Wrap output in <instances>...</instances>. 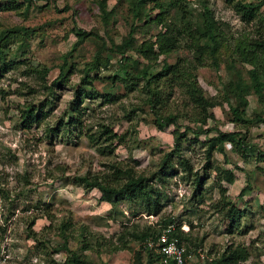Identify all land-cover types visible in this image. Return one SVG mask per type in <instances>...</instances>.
I'll list each match as a JSON object with an SVG mask.
<instances>
[{"label":"rangeland","instance_id":"obj_1","mask_svg":"<svg viewBox=\"0 0 264 264\" xmlns=\"http://www.w3.org/2000/svg\"><path fill=\"white\" fill-rule=\"evenodd\" d=\"M241 1L258 5L249 22L235 15L227 0H181V11L173 0H0L4 264H64L72 254L90 264H133L139 254L144 264L147 254L130 234L146 228L157 233L168 221L185 235L181 245L194 252L189 264H207L227 245L236 244L247 250L246 264H264V86L259 96L254 94L248 78L252 66L241 64L235 54L237 45L249 43L256 34L264 37V0ZM203 8L211 12L219 40L214 55L195 54L192 46H203V41H193L186 31L200 24ZM165 26L177 29L178 45L157 55L156 37ZM78 30L86 38L80 40ZM142 45L152 47L155 60L144 57ZM63 58L68 72L59 86H49ZM261 58L264 64V51ZM164 65H177L184 81L218 104L206 110L210 118L205 124L190 122L197 110L184 81L146 84L142 72L152 76ZM85 75L89 86L80 83ZM77 89L87 95L79 106L80 125L68 132L64 123ZM31 105L40 113L25 127L20 111ZM154 113L175 116L180 128L192 131L186 132L179 151L190 171L173 157L160 182L155 176L173 148L175 127L157 130ZM197 129L201 133L194 134ZM217 132L235 133L240 147L223 144L222 153L214 150L204 169L206 142ZM114 169L153 177L152 186L161 195L160 212L134 216V205L121 202L111 208L100 202L98 191H84L73 182L79 176L112 180ZM226 173L232 177L230 185L223 180ZM195 177L203 179L199 191ZM242 188L246 192L240 197ZM222 202L243 211L239 228L231 234Z\"/></svg>","mask_w":264,"mask_h":264},{"label":"trees","instance_id":"obj_2","mask_svg":"<svg viewBox=\"0 0 264 264\" xmlns=\"http://www.w3.org/2000/svg\"><path fill=\"white\" fill-rule=\"evenodd\" d=\"M104 1V0H103ZM229 6L243 22H249L254 19L255 12L258 8L257 4L252 3H244L241 0H227ZM173 6H176L178 10H183L184 7L181 3V0H173ZM137 7L134 8L136 10ZM134 15L137 16V12L134 11ZM165 31L160 33L156 37V49L157 55H165L170 53L171 51L175 50L178 45V37L179 32L175 28H170L165 26ZM186 31L190 32L191 38L193 41L202 40L203 46L195 45L192 46L194 49V53L197 55H201L203 52L208 51L210 55H214L215 50L219 46V40L216 39L215 33L216 29L214 27V22L212 19L211 12L207 8H203V12L201 14V21L200 24H196V27L190 28L186 27ZM76 36L83 40L86 38L87 34L82 31H76ZM143 49L140 51L147 60H155L156 54L153 53L152 47L143 46ZM264 51V37H260L259 34H256V38L252 39L249 43L244 45H237L235 49L236 57L238 58L241 64H248L252 66V69L248 71V78L251 83L252 91L254 94L260 95V91L264 86V64L261 58V54ZM124 58L121 56L120 60ZM59 72L57 77L50 82L49 86H59L65 77L66 73L68 72L67 63L65 58H63L62 64L59 66ZM34 72L40 74L39 71L34 69ZM46 71L43 69V74ZM143 79L145 80L146 84H152L155 87L161 79H164V82L168 79L169 80H179L184 81L183 76L184 74L181 72V69L178 68L176 65H164L158 73L155 75L149 76L144 71L142 72ZM184 89L185 92L191 101L194 108L197 110L195 117H193L190 122L193 124H205L206 119L210 118V114L206 113V110L212 109L216 107L218 104L214 103L212 100L207 99L203 96L201 89L195 86L192 82L184 81ZM82 86H89L90 80L88 75L82 77L80 81ZM73 101L70 104V114L71 116L68 117L66 123L64 125L68 128H76L80 125V104L82 103V99L87 94L83 89H77L74 91ZM86 94V95H84ZM157 93L152 92L150 96L155 100H158ZM104 96V95H102ZM110 96V95H106ZM108 99V98H106ZM105 99V100H106ZM153 107V104H152ZM234 113V117L236 119H240L237 109H232ZM40 111L39 107H35V105H31L29 107L24 108L20 111V123L23 126L27 127L32 122L38 118ZM155 117V126L157 130H163L168 126L172 125L175 127L174 131L172 132V141H173V148L171 151L167 152L162 160L160 161L159 165V172L161 175L156 174L155 179L156 181H162L166 177V170L171 168V164H169V159L173 157L180 159V165L185 168V171L189 172L190 167L187 165L186 161L179 156L180 145L183 139L186 138V132H192L187 126L180 128L176 124V117L172 115H166L164 117H160L157 113H154ZM197 133H201L200 129H197ZM235 133H222L217 132L216 136L208 140L206 143L205 148V166L206 169L209 165V160L211 153L214 150L217 152L222 153L221 146L225 143H232L235 144L237 147H240L239 141L235 139ZM164 170V171H163ZM112 180H105L99 181L97 178L89 177V176H79L73 179V182L81 187L84 191H90L95 189L100 193V202L107 203L113 208L115 205L121 202H126L130 205H134L138 212L135 213L136 216L139 213H145L148 216H155L157 215L162 207L160 202L161 195L158 189L152 186V179L153 177H144L141 175L135 176L132 174L130 170H120L114 169ZM122 182H121V181ZM202 180L199 177H195L194 184L195 190L199 191L202 185ZM227 184H232L233 180L229 173H226L223 179ZM119 181L121 183H119ZM224 192V189L221 190V193ZM246 192V189L242 188L238 194V196L242 197ZM223 200V199H222ZM222 208H226L227 210V217H228V227L227 233L231 234L233 231H236L239 227V221L241 218L244 217L243 211L236 208L235 205L222 202ZM36 218H33L29 222V227L34 224ZM171 221L166 223L163 222V227L167 225H171ZM67 225H64L66 227ZM156 232L154 230H150L146 228L145 230L139 233H131L130 240L136 241L138 243V247L140 251L147 254V259L144 264H160L159 263V256L154 253L153 251L144 250L142 247V243L144 240L148 238H154ZM185 235L178 231L177 227H174L173 230L170 232L169 237L176 238L178 243L181 244V241ZM119 239H123L122 236ZM85 250V247L82 248V251ZM140 255L136 254L134 258L133 264H143L140 261ZM248 252L244 246L240 244L236 245H227L221 253L217 256L213 257L212 259H208L206 262L207 264H246L248 260ZM64 264H90L89 262L78 258L74 254L70 257L66 258Z\"/></svg>","mask_w":264,"mask_h":264},{"label":"built area","instance_id":"obj_3","mask_svg":"<svg viewBox=\"0 0 264 264\" xmlns=\"http://www.w3.org/2000/svg\"><path fill=\"white\" fill-rule=\"evenodd\" d=\"M1 204V199H0ZM173 227L167 226L156 233L155 237L148 238L142 243L144 250L153 251L159 256L160 264H189L194 257V252L188 251L176 238L169 237ZM200 254L197 253V256ZM202 258V256H199ZM8 256L3 245L0 244V264H4Z\"/></svg>","mask_w":264,"mask_h":264}]
</instances>
